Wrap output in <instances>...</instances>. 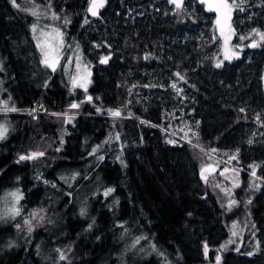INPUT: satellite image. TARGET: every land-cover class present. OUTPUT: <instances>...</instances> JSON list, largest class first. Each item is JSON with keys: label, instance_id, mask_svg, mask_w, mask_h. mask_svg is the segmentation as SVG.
I'll return each instance as SVG.
<instances>
[{"label": "trees", "instance_id": "16d2710c", "mask_svg": "<svg viewBox=\"0 0 264 264\" xmlns=\"http://www.w3.org/2000/svg\"><path fill=\"white\" fill-rule=\"evenodd\" d=\"M31 2L91 63L88 88L69 55L40 61ZM16 3L0 0V109H17L0 110V264H264V0H230L224 34L199 0ZM212 153L241 170L233 210L202 182Z\"/></svg>", "mask_w": 264, "mask_h": 264}, {"label": "rangeland", "instance_id": "374dc122", "mask_svg": "<svg viewBox=\"0 0 264 264\" xmlns=\"http://www.w3.org/2000/svg\"><path fill=\"white\" fill-rule=\"evenodd\" d=\"M28 1H31V0H28ZM168 1L170 2V0ZM184 1L185 0H182V6L180 8H177L176 5L173 3L171 4H173L177 9L180 10L184 6ZM225 1L229 5L230 0H225ZM33 4L34 2H31L30 7H28L26 10L31 15H33L32 14L33 12L36 13L35 15H33L35 17V20H33V24L31 26L32 42H33V46L35 47V49L37 47L36 52L38 55H40V58H41L40 61L43 63L45 59H47L49 64L57 65V67L54 70V72L57 73V71H59V68L61 67L62 60L64 59V57H66V55H69L70 61H67V63L65 62L66 63L65 69L66 71H71V75H72L71 80H70L71 89L76 90L78 88H81V89L88 88L91 83V78H92L91 63L85 58L83 52L81 51L79 47H76L75 45H72L68 42L66 31L62 28V26L59 23L57 24L56 16L54 12L52 11V9L43 4H39V5L37 4L33 5ZM202 6H205V4L202 3ZM102 8L97 9V14L102 11ZM192 8H193L192 11L196 12L193 6ZM228 10H229V18L227 21L228 23L225 24V22L222 21L221 27H219V25L216 24L217 15L215 13L207 12L208 15L206 16L204 21L208 22L210 19L208 16L211 15L220 33L221 34L228 33L231 27L229 7H228ZM137 12L138 10L133 11L132 9H130L131 15L141 14V12H138V13ZM28 48L29 47H27L26 49ZM222 51H223L222 53L225 58L239 56L238 53L232 52L231 49L228 48L227 46L224 47ZM32 112L37 113V111L35 110H33ZM68 116L74 117L75 115L69 114ZM3 125L5 126V124ZM63 139H64V136H62L60 140L63 141ZM60 148H61V145L57 147V149H60ZM39 153L44 154L43 151L36 152V154H39ZM210 155H211L210 162L204 165V167L200 171L202 182L210 190L215 192L217 196H221L222 198H224L227 204V208L230 211V209L233 208V203L235 204V200H233L231 197L233 196L235 191L241 188L242 186L241 172H240L241 170L239 167L232 164L231 163L232 161L230 160L229 161L223 160L219 158L218 156L214 155L213 153ZM37 157L39 158L41 157V155H37L34 159H37ZM17 191L18 190H15L13 192H17ZM18 193L21 195L19 191ZM8 200L15 204L14 206L11 207V209L17 208L16 203L18 201L11 194L9 195L8 199L6 198L7 203H8ZM0 221L2 220L0 219ZM30 226L33 227L34 222L30 223ZM10 242H12V239H10ZM7 248L13 249L12 252L14 254L15 251L19 248V244H17V240L15 239L12 244L7 246ZM136 251H137L136 255L129 256L132 260L130 262L131 264L134 262V260L140 261L144 259L145 255L143 254V252L138 251V250ZM218 258L219 259H217V264H220L221 263L220 257ZM4 264H19V260H14V258L12 259L10 258L8 261H5Z\"/></svg>", "mask_w": 264, "mask_h": 264}, {"label": "snow or ice", "instance_id": "6c2138e0", "mask_svg": "<svg viewBox=\"0 0 264 264\" xmlns=\"http://www.w3.org/2000/svg\"><path fill=\"white\" fill-rule=\"evenodd\" d=\"M11 2L13 3L14 6L18 7V5L16 4V0H11ZM170 2L173 3V4H175L177 8H180V7L182 6V0H170ZM104 3H105V0H91V6L89 7L88 11H89L93 16H96V15H97V9H98V8H102V7H104ZM216 7H217V8H221V7H223V8H228L229 5L225 2V0H221V2H220L219 4L216 5ZM32 14L35 15L36 13L33 12ZM85 22L87 23V21H85ZM217 23H219V20L217 21ZM254 31H256V30H254ZM258 34L261 36V39H264V33H258ZM243 38H244V37H241V39H243ZM251 46H252V47H256L257 45H256V43H253ZM226 58H227V57H226ZM107 59H108V57H104V58L101 60V63H105V62H107ZM44 63H45V64H48V60L45 59ZM48 66L51 67V66H53V65L48 64ZM217 67H220V65L217 64ZM173 87H175V85H173ZM89 99H91V98H89ZM71 107L76 108V107H78V105L73 104V105H71ZM0 110L5 111V112H9V111H17L16 108H14V107H9L8 104H7V102H5L3 108L0 109ZM241 111H243V109H241ZM111 114H112L113 116H119V115H120L119 111H113V112H111ZM7 131H8L7 127H5L4 125H0V139H4V138L6 137ZM94 151H95V149H94ZM37 155H41V156H42L43 153H39V154L33 153V154L29 155V156H23V155H22V156L19 157V161H17V162L24 161V160H31V159H34ZM253 174H255V173H253ZM113 191H114V189L109 188V189L106 190V192H105L104 194H105V196H107V195H109L110 193H112ZM11 195H12L17 201H19L20 199L23 198L22 195H20V194L18 193V191H17V192H13V193H11ZM81 211H82V214H83L84 210L82 209ZM4 214H5V215L11 214L12 216H16V215H19V214H20V210L17 209V208H13V209L6 210V212H5ZM25 223H26V224H29L28 231L31 232V231H32V228H31V226H30V222H29V221H25ZM17 227H19V226H17ZM89 227H91V225H90ZM250 255H251V253H250ZM61 259H65V257L63 256V254H61ZM217 259H219V258H217Z\"/></svg>", "mask_w": 264, "mask_h": 264}, {"label": "water", "instance_id": "95a60500", "mask_svg": "<svg viewBox=\"0 0 264 264\" xmlns=\"http://www.w3.org/2000/svg\"><path fill=\"white\" fill-rule=\"evenodd\" d=\"M220 2H221V0H199L200 4H202V3L205 4L204 8H205L206 12L215 13L217 15L216 22L219 20V23H216V24H218L219 27H221L222 21H224L225 24L228 23L227 21L229 18L228 8H223V7L217 8L216 7V5L219 4Z\"/></svg>", "mask_w": 264, "mask_h": 264}, {"label": "bare ground", "instance_id": "6f19581e", "mask_svg": "<svg viewBox=\"0 0 264 264\" xmlns=\"http://www.w3.org/2000/svg\"><path fill=\"white\" fill-rule=\"evenodd\" d=\"M204 7V6H203Z\"/></svg>", "mask_w": 264, "mask_h": 264}]
</instances>
